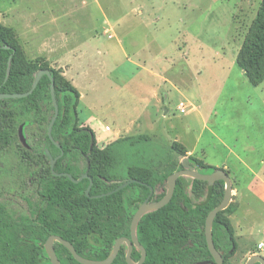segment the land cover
Wrapping results in <instances>:
<instances>
[{
    "label": "rangeland",
    "instance_id": "374dc122",
    "mask_svg": "<svg viewBox=\"0 0 264 264\" xmlns=\"http://www.w3.org/2000/svg\"><path fill=\"white\" fill-rule=\"evenodd\" d=\"M261 2L101 0L105 10L102 15L93 10L96 13L91 17L92 25L101 32L106 12L113 22L112 30L100 33L95 42L85 32L86 42L70 43L74 50L81 45L86 48L84 68L81 71L75 67L69 75L74 76V83L83 93L78 125L93 130L97 147L113 144L117 173L122 179L128 177L130 167L145 166L149 159L156 164L164 160L170 165L174 160L180 164L188 156L229 173L234 195L223 210V217L229 220L237 245L229 264H245L253 254L264 256V242L258 241L264 239V233L260 234L264 231V205L247 200L254 210L249 227L255 230L250 236L244 234L246 226L240 218L243 213L238 210L244 202L237 200L235 188L241 171L231 159L223 161V147L214 139L201 137L195 142L189 126L199 131L201 125L198 112L191 109L203 100L205 104L199 112L209 117L213 131L231 144L237 141V149L255 146L260 155L254 158L264 156V81L252 85L237 63ZM90 28L88 21L87 30ZM46 45H27V59L48 61L43 56L33 58ZM116 66L120 70L114 74L112 68ZM153 83L161 84L163 90L158 102L144 89ZM24 118L26 115L7 119L4 130L9 133L10 142H0V202L14 216L25 215L29 204L37 202V173L49 167V160L41 153L47 127L40 129L32 123L22 129ZM119 128L122 129L116 136ZM175 142L182 144L186 156L173 150ZM247 158L252 160L250 155ZM190 178L185 176L186 184ZM158 188L156 184L155 193L161 191ZM234 212H238L237 218H232Z\"/></svg>",
    "mask_w": 264,
    "mask_h": 264
},
{
    "label": "trees",
    "instance_id": "16d2710c",
    "mask_svg": "<svg viewBox=\"0 0 264 264\" xmlns=\"http://www.w3.org/2000/svg\"><path fill=\"white\" fill-rule=\"evenodd\" d=\"M237 63L252 85L264 81V0L239 50ZM40 69H49L55 81L59 114L52 129L53 140L48 134L54 115L50 76L43 75L33 93L26 97L0 99V142H10L9 133L4 130L5 121L26 115L21 122L22 129L32 123L40 129L47 127L41 153L49 160V167L37 173L39 198L29 204L25 215L14 216L0 202V264H52L45 248L50 235H60L70 241L84 257L105 259L115 238L129 235L132 217L151 194L150 186L154 189L151 200L162 199L167 192L169 175L182 169L183 162L179 164L174 160L166 165L164 160L156 164L149 159L145 166L130 167L128 177L122 179L117 173L113 144L97 147L93 130L78 125L79 90L60 68L52 67L48 61L28 60L15 31L0 23V94L29 91ZM172 148L181 155L187 154L179 142ZM47 150L57 159L55 172H68L74 178L88 173L93 181L90 196L86 194L90 179L75 183L68 176L54 174ZM187 158L189 164L202 173L219 169L194 156ZM133 178L144 184L131 183L114 193L94 197ZM184 178H178L167 205L146 213L138 223L137 236L147 250L143 264H216L207 246L205 221L209 212L222 201L225 183L217 180L210 186L208 181L190 178L186 184ZM156 184L161 189L159 193H155ZM213 239L225 264H229L237 245L223 211L214 220ZM54 246L60 264H82L63 244L55 242ZM125 252L126 245L112 264H128ZM140 255V251H136L133 261H138Z\"/></svg>",
    "mask_w": 264,
    "mask_h": 264
},
{
    "label": "crops",
    "instance_id": "0c3cea01",
    "mask_svg": "<svg viewBox=\"0 0 264 264\" xmlns=\"http://www.w3.org/2000/svg\"><path fill=\"white\" fill-rule=\"evenodd\" d=\"M95 9L99 14H103L105 9L101 0H0V23L11 27L15 31L18 40L23 42L22 45L25 51H27L26 46L32 42L47 43L46 49L42 50L38 55L34 54L33 58L43 56L52 67L63 68L64 76L71 80L78 89V86L74 83V76L71 77L69 75L75 67L81 69V71L84 68L82 58L86 53V48L81 45L74 50L71 49L70 43L86 42L85 32L90 35L92 42H95L100 33H109L113 26L112 20L104 12V19L101 23L102 31L100 32L93 27L91 17L96 13V11H93ZM88 21L91 24L89 30H87ZM97 26H100V23ZM119 68L117 66L114 69L112 68L114 74L119 72ZM236 70L240 72V75L244 76L242 71L238 68ZM149 73L152 74L151 71ZM144 89H147V94L157 102L160 99V91L163 92L161 84L153 83L144 87ZM80 95L79 105L81 104L83 93L80 92ZM202 104H205L203 100L200 101L199 105L201 106ZM192 106L194 108L191 110L198 112L197 117L201 125L199 131L191 125L189 126L193 131L195 142L201 137L214 139L217 144L223 147V161L231 159L233 163L238 164L237 168L240 169L242 177L236 180V197L237 200L244 202L245 205V208L243 205L238 210L243 213L240 218L244 220V225L246 226V228L244 226L246 232L244 230L243 233L250 236L255 230V227H251L252 230L249 227L250 218L254 217V210L248 205L247 200H256L264 205V166H262L264 165V156L254 158V155H260L255 146L247 145L245 148L237 149V141L232 144L227 142L223 135H219L210 128L209 117L207 118L203 112H199L200 106ZM216 106L212 108L210 114H214ZM82 119L90 120L86 117H82ZM121 129L117 130L116 136H118ZM208 144L210 143L208 142ZM210 146L213 145L210 144ZM247 155H250L252 160L248 159ZM253 159L256 160L253 161ZM211 165L217 166L215 164ZM237 213L234 212L232 218H237ZM263 233L264 231L260 234L263 236ZM258 241L264 242V239L260 238ZM262 246L261 253L264 254V245Z\"/></svg>",
    "mask_w": 264,
    "mask_h": 264
},
{
    "label": "water",
    "instance_id": "95a60500",
    "mask_svg": "<svg viewBox=\"0 0 264 264\" xmlns=\"http://www.w3.org/2000/svg\"><path fill=\"white\" fill-rule=\"evenodd\" d=\"M11 58H12V56H10V59H9L8 72L10 71ZM45 74L50 76L51 81H52L51 82V96H52V100H53V104H54V115H53L51 122L48 126V134H49L50 138L53 140L52 129H53L54 122L56 121L58 114H59V105H58V101H57L56 94H55V81H54V78L52 77V74H51L49 69H40L36 73L34 82H33L32 87L29 91H26L23 93H1L0 99L22 98V97H26V96L30 95L31 93H33V91L37 87L38 83L40 82L41 78ZM20 133L23 137L22 131ZM47 154L50 157V165H51V169H52L54 174L68 176L75 183L80 182L84 178L90 179V184H89L88 188L86 189L87 196H90V191H91V188L93 185V181L87 172L82 174L79 178H74L72 176V174H70L68 172L57 173V172H55V164H56L57 159L51 155L49 150H47ZM183 165H184V167L182 169H179V170L173 172L171 175H169V177L167 179V192L162 199L157 200V201L151 200V194L154 192V189H153V187L150 186L151 194L143 201V203H141V205L138 207V209L136 210V212L133 215V218L131 221V238H128V237L118 238L116 240L111 252L109 253V255L105 259L96 260V259H90V258L84 257L77 252L76 248L74 247V245L70 241L64 239L60 235H50L45 242V248H46V251H47V253L51 259L52 264H60V260L58 258V255H57V252H56L55 246H54L55 242H59V243L63 244L65 247H67L69 249V251L72 253V255L74 256V258L82 264H112L113 261L115 260V258L117 257L120 249H121V246H122L121 244L123 242H126L128 244V252L126 255V260H127L128 264H143V262L145 261L146 256H147V252H146L145 247L140 243L138 236H137L138 223H139V221L143 215H145L148 212L158 210V209L164 207L165 205H167L171 201V199L174 195V192H175L177 180H178V178H180L182 176H184V177L188 176V177H191L194 179L208 181L210 186H213L215 181H217V180H223L225 183V191H224V196H223L222 201L220 202V204L218 206H216L214 209H212L209 212V214L206 217V221H205V237H206L208 249H209V251H210V253H211L216 264H225L224 259L222 257V254L218 251V249L216 248L215 243H214L213 223H214V220H215L217 214L219 212L223 211L224 209H226L232 201L233 183H232L231 176L229 175L228 172H226L224 169H221V168L217 169L216 171H214L212 173H202V172L196 170L192 165L189 164L188 158L184 159ZM131 183H142V184H144L143 182H141L138 179H134V178L129 179L126 182L120 184L117 188H115V189H113L107 193H104L101 195H96L95 197L114 193L116 191H119L120 189L125 188L127 185H129ZM133 244H135L141 250V258L138 262H134L132 259V251H133V247H134ZM255 263L264 264V256H262L260 254H253L247 259L245 264H255ZM197 264H203V263L199 262Z\"/></svg>",
    "mask_w": 264,
    "mask_h": 264
},
{
    "label": "flooded vegetation",
    "instance_id": "af4514ba",
    "mask_svg": "<svg viewBox=\"0 0 264 264\" xmlns=\"http://www.w3.org/2000/svg\"><path fill=\"white\" fill-rule=\"evenodd\" d=\"M133 218V217H132ZM132 221V220H131ZM120 237H128V238H131V223H130V232H129V235H125V234H123V235H120V236H117L116 238H115V240H114V244H115V242H116V240L118 239V238H120ZM113 244V245H114ZM55 245V244H54ZM122 246H121V249L123 248V246L124 245H126V252H125V257H126V255H127V252H128V244L126 243V242H123L122 244H121ZM134 245V247H133V251H132V256L134 255V253L136 252V251H140V253H141V250L135 245V244H133ZM120 249V250H121ZM146 249V248H145ZM120 252V251H119ZM146 252H147V250H146ZM140 258H141V255H140ZM140 258L138 259V261L140 260ZM138 261H136V262H138Z\"/></svg>",
    "mask_w": 264,
    "mask_h": 264
}]
</instances>
